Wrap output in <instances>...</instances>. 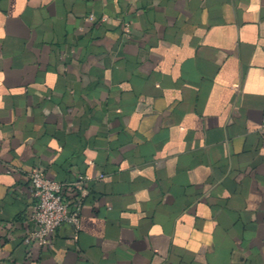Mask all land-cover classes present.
<instances>
[{
    "label": "crops",
    "instance_id": "0c3cea01",
    "mask_svg": "<svg viewBox=\"0 0 264 264\" xmlns=\"http://www.w3.org/2000/svg\"><path fill=\"white\" fill-rule=\"evenodd\" d=\"M263 120L264 0H0V264H264Z\"/></svg>",
    "mask_w": 264,
    "mask_h": 264
},
{
    "label": "built area",
    "instance_id": "2783aa9c",
    "mask_svg": "<svg viewBox=\"0 0 264 264\" xmlns=\"http://www.w3.org/2000/svg\"><path fill=\"white\" fill-rule=\"evenodd\" d=\"M127 34L129 29L126 28ZM260 130L264 133V120ZM31 203L33 212L31 223L34 225L26 236L27 244L46 246L52 234L60 227L71 224L80 226L83 203L84 181L80 176L74 181H59L46 174L43 167H34L30 173Z\"/></svg>",
    "mask_w": 264,
    "mask_h": 264
}]
</instances>
